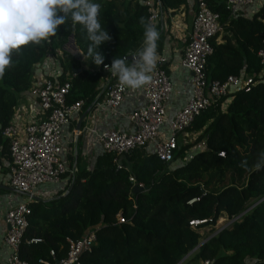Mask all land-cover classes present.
<instances>
[{
	"label": "trees",
	"instance_id": "1",
	"mask_svg": "<svg viewBox=\"0 0 264 264\" xmlns=\"http://www.w3.org/2000/svg\"><path fill=\"white\" fill-rule=\"evenodd\" d=\"M204 1L218 13L222 31L221 42L214 40L218 32L209 40L207 77L258 73L262 65L256 51L264 39V0L249 17L238 10L242 7L229 11L223 0ZM93 2L101 5L99 20L111 36L98 48L104 64L110 66L114 58L139 48L144 39L139 20L143 17L148 22L147 7L139 0ZM159 3L176 10L186 0ZM84 36L83 27L69 21L58 26L56 35L47 41L30 43L13 53L12 66L0 78V131L22 92L31 86L35 65L47 54L57 58L59 78L73 72L66 101L81 99V112L94 106L102 94L103 64L82 68L77 56L64 46L71 38L80 53L86 52ZM160 43L159 38L157 50ZM228 96L222 109L218 103L193 118L188 129L199 134L191 143L206 136L205 145L181 164L169 168L170 163L144 146L119 155L116 162L112 153L100 152L90 168L77 167L65 193L29 201L19 258L43 264L39 260H51L48 252L53 249L56 260L66 252L65 237L75 240L86 229L98 226L95 244L79 257L83 264H177L181 258L179 264H199L206 258L211 264H264V80ZM0 142L7 156V140L0 137ZM189 144L175 149L173 158H182ZM220 151L223 156L217 155ZM258 162L262 164L259 169ZM211 171L213 175L207 176ZM133 185L137 186L134 192ZM191 198L197 199L187 203ZM117 212L124 214L125 222L116 221ZM222 214L228 219L237 217L197 246L199 228L213 227ZM191 220L202 221L192 227Z\"/></svg>",
	"mask_w": 264,
	"mask_h": 264
},
{
	"label": "built area",
	"instance_id": "2",
	"mask_svg": "<svg viewBox=\"0 0 264 264\" xmlns=\"http://www.w3.org/2000/svg\"><path fill=\"white\" fill-rule=\"evenodd\" d=\"M139 1L147 7L148 22L155 25L161 7L159 0ZM256 3L257 0H223L224 7L229 11H234L238 6H255ZM194 4L187 40L182 47L180 58V65L190 74L189 96L173 116L167 118L165 105L171 90L170 81L165 66L161 64L165 59L159 56L156 67L150 74V81L141 87L144 104L125 114L132 129L125 131L105 128L95 135L101 152L112 153L115 162L119 155L133 148H146L150 145L148 153L155 154L163 162L173 163L174 150L179 147L177 138L186 141L192 131L188 129L189 125L200 111L218 103L222 109L227 95L232 91L264 80V39L256 51L258 61L262 65L258 73L251 76L229 74L223 79L207 77L205 64L212 51L209 40L220 30V24L218 13L210 9L204 0H195ZM142 42L139 46H142ZM104 65L107 64L101 66L104 73L101 84L103 98L101 104H98L102 108L114 110L124 98L126 87L121 88L118 79L112 77ZM38 69L44 70L39 81L36 79ZM60 73L61 69L55 56L47 54L37 63L31 86L22 92V98L13 106L8 124L0 131L1 137L6 138L8 144V184L24 197L23 200L9 205L4 212L6 231L2 241L8 251L3 264H28L18 256V245L30 212L28 202L49 199L59 191L63 194L67 186L55 191L40 187V184L55 183L64 175L70 183L77 171L74 165H67L65 160L66 141L63 139V127L69 119L77 117L82 100L66 101L73 72H65L63 78H59ZM21 113L25 114L24 120L20 117ZM20 123L22 126L18 127ZM164 125L166 132L163 138L157 141ZM76 131L72 129V133L75 134ZM193 132L196 136L197 131ZM195 136L192 135L189 141L196 138ZM205 138L206 136H203L192 145L194 152L204 147ZM217 155L223 156V152H217ZM196 199L191 198L187 203ZM117 214L116 221L123 222L124 217L120 213ZM201 221L191 220L188 223L194 227ZM96 229L97 226L86 229L75 240L65 237L67 249L63 256L55 260V253L50 249L48 253L51 260L39 261L43 264H83L79 257L83 252L90 251L91 246L95 244ZM30 241L38 239L32 238ZM199 264H211V261L207 258L201 259Z\"/></svg>",
	"mask_w": 264,
	"mask_h": 264
},
{
	"label": "crops",
	"instance_id": "3",
	"mask_svg": "<svg viewBox=\"0 0 264 264\" xmlns=\"http://www.w3.org/2000/svg\"><path fill=\"white\" fill-rule=\"evenodd\" d=\"M261 2L262 0H257L256 5L251 9H248L245 6H238L237 8L242 7L244 10H238L242 11L244 15L249 17L251 13L259 7ZM194 3L195 0H186V4H180L176 10L163 8L161 6L159 8L160 13L157 19V23L154 25L159 33V38L161 39L160 49L157 50V58L160 56L165 59L161 64L165 66L170 81L171 90L165 105L167 118L172 117L175 111L185 103L186 99L189 96L190 74L187 69L183 68L180 65V58L182 55V47L187 40L190 21L194 12ZM221 36L222 31L220 28L214 40L216 42H221ZM228 37H230V35H228ZM69 39L72 42L71 38ZM140 47L141 46H139V48ZM66 49L75 56H78L75 53L77 49L74 45L73 48L71 47ZM77 52L78 54L80 53L79 50H77ZM134 54L135 52L132 53V55ZM80 64L82 68H86L89 70H91V68L94 69L97 67L92 62H90L89 64H82L80 62ZM37 71L39 73L36 79L37 81H39L40 76L44 74V70L38 69ZM240 73H242V75H245L242 71ZM141 87L137 89L126 87L124 98L122 99L118 107L114 110L102 108L99 105L101 104L100 102L103 98L101 94L94 106L88 109V111L84 114V116L80 120L78 128L75 127V124L80 115L85 110H82L81 112L80 108L77 117L69 119V121L63 127V139L66 141L64 156L67 165H74L76 169L80 166H83L84 169H88L91 167L95 156L101 152L100 146L95 139V135L97 132L105 128L125 131H130L132 129L131 124L126 119L125 114L144 104L145 99L142 96ZM229 99L230 96L227 95L226 103L229 101ZM24 116V113L20 114L22 120H24ZM21 126L22 124L20 123L18 127ZM72 129L77 130L75 134L72 133ZM161 129L162 131L158 134L157 141H160L163 138L162 136L166 132V126L164 125ZM190 132L191 135L188 134V138L185 139L186 141H183L182 139H180V137L177 138L179 146L182 144H190L189 147L184 151L182 158L179 157L174 159L173 164H177L178 162V164H181L194 153L195 149L194 147H192V145L197 143L199 140L195 143H191L189 139L192 135L195 136L196 133H194L193 131ZM198 134L199 131H197L196 136H198ZM1 144L2 143L0 142V264H3L8 251L6 244L2 241V236L6 231V224L3 221L4 212L9 205L23 200L24 197L22 196V194L14 191L13 188L8 184V155H4ZM149 148L150 145H148L145 150L148 151ZM68 184L69 183L67 181V178L63 176L57 182H55L53 184V187H51L49 190H61L65 185ZM221 217L218 218V222L222 221Z\"/></svg>",
	"mask_w": 264,
	"mask_h": 264
},
{
	"label": "clouds",
	"instance_id": "4",
	"mask_svg": "<svg viewBox=\"0 0 264 264\" xmlns=\"http://www.w3.org/2000/svg\"><path fill=\"white\" fill-rule=\"evenodd\" d=\"M100 9L101 5L93 0H0V78L12 66L13 53L30 43L39 45L47 41L56 35L58 26L69 21L84 29L88 41L86 52L80 53L84 61L96 66L104 64L105 57L98 48L110 41L111 36L100 23ZM139 23L144 29V39L132 55L131 63L125 56L114 58L110 66L104 65L118 79L121 88L137 89L147 84L156 67L159 33L143 17ZM261 166L259 162L256 164L257 169Z\"/></svg>",
	"mask_w": 264,
	"mask_h": 264
},
{
	"label": "rangeland",
	"instance_id": "5",
	"mask_svg": "<svg viewBox=\"0 0 264 264\" xmlns=\"http://www.w3.org/2000/svg\"><path fill=\"white\" fill-rule=\"evenodd\" d=\"M64 46H65V48H71V47L73 48V45H72V42L70 41V39H68V42ZM75 53L78 55L77 58L79 59V62H81L82 64H85V63L89 64L91 62V61L85 62L83 56L80 55V53L78 54L77 50L75 51ZM91 69H93V68H91ZM21 98H22V95H21ZM194 140H195V138L191 139L190 142H194ZM174 165L175 164L171 163L169 165V168H172ZM213 173H214V171L208 172L207 176H211V175H213ZM53 184H54V182L53 183L52 182H42L40 184V187H44L46 189H50L51 187H53ZM117 213H120V212H117ZM117 213L115 214V219L118 217ZM120 215L124 217V221L123 222H125L126 218H125L124 214L120 213ZM221 216L220 217H221L222 221L218 222L216 220L214 225H213V227L202 226V227L199 228L200 238H199L198 242H201L206 236H208L209 234H211L212 232H214L218 228L224 227V226H226L227 224H229L231 222L230 219H228L225 214H222Z\"/></svg>",
	"mask_w": 264,
	"mask_h": 264
},
{
	"label": "water",
	"instance_id": "6",
	"mask_svg": "<svg viewBox=\"0 0 264 264\" xmlns=\"http://www.w3.org/2000/svg\"><path fill=\"white\" fill-rule=\"evenodd\" d=\"M128 57H129V59H131L132 54L128 55ZM77 70H79V68H78V69H75V71H77ZM87 111H88V109H86V110L80 115V117L78 118V120H77V122H76V124H75V127H76V128L79 127L80 120L82 119V117L84 116V114H85ZM70 184H71V183L68 184V186H67V188L65 189L64 193L70 188ZM136 190H137V186H136V185H133V186H132V191L134 192V191H136ZM243 212H244V211H243ZM243 212H241V213H243ZM241 213H239L237 216H239ZM237 216H236V217H237ZM236 217H234V218H236ZM234 218H233V219H234ZM233 219H232V220H233ZM232 220H230V221H232ZM221 228H223V227L218 228L217 230H215L214 232H212L211 234H209L208 236H206L201 242H198V243H197V246H198L199 244H201L203 241H205L207 238H209L211 235L215 234V233H216L217 231H219ZM185 256H186V255H185ZM185 256H184V257H185ZM182 259H183V258H181L177 264H179L180 261H181Z\"/></svg>",
	"mask_w": 264,
	"mask_h": 264
},
{
	"label": "bare ground",
	"instance_id": "7",
	"mask_svg": "<svg viewBox=\"0 0 264 264\" xmlns=\"http://www.w3.org/2000/svg\"><path fill=\"white\" fill-rule=\"evenodd\" d=\"M221 222V221H220Z\"/></svg>",
	"mask_w": 264,
	"mask_h": 264
}]
</instances>
